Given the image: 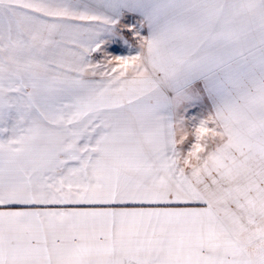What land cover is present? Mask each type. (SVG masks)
Listing matches in <instances>:
<instances>
[{
  "label": "snow or ice",
  "instance_id": "snow-or-ice-1",
  "mask_svg": "<svg viewBox=\"0 0 264 264\" xmlns=\"http://www.w3.org/2000/svg\"><path fill=\"white\" fill-rule=\"evenodd\" d=\"M0 264H264V0H0Z\"/></svg>",
  "mask_w": 264,
  "mask_h": 264
}]
</instances>
